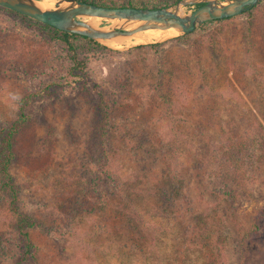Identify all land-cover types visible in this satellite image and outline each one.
<instances>
[{
    "label": "rangeland",
    "instance_id": "obj_1",
    "mask_svg": "<svg viewBox=\"0 0 264 264\" xmlns=\"http://www.w3.org/2000/svg\"><path fill=\"white\" fill-rule=\"evenodd\" d=\"M185 36L100 43L107 49L81 42L87 67L74 70L49 30L0 7V139L29 97L11 173L22 211L38 221L31 237L42 264H264V216L245 240L264 215V151L243 153L260 168L239 197L221 196L206 170L222 157L214 144L232 132L255 137L264 124V2ZM104 111L110 177L106 141L94 137ZM7 217L0 195V264H18Z\"/></svg>",
    "mask_w": 264,
    "mask_h": 264
},
{
    "label": "trees",
    "instance_id": "obj_2",
    "mask_svg": "<svg viewBox=\"0 0 264 264\" xmlns=\"http://www.w3.org/2000/svg\"><path fill=\"white\" fill-rule=\"evenodd\" d=\"M87 3H92L101 6L107 7H135V8H162L167 7L168 5L175 3L179 0H162L160 3H157L154 0H82ZM259 4L258 6L262 5ZM198 5L197 7H200ZM257 6V7H258ZM255 7L253 10L242 14L253 15L255 12ZM5 9V8H3ZM8 10V9H6ZM9 12L17 14L19 17L42 26L43 28L49 30L52 34L54 40L61 41L65 44L69 54L72 56V62L75 64L74 70H86L87 62L85 59L80 58L79 55V44L81 42H88L90 45L98 47L100 49H107L105 46L101 45L99 42H96L90 38L61 31L49 25L43 24L39 21H36L32 18L21 15L12 10ZM241 16V15H240ZM238 17V16H237ZM237 17H232L224 20H216L212 22H207L203 24L207 26L209 24H223L228 21H232ZM256 34L255 32H253ZM258 34V33H257ZM190 35L185 37H180V39H188ZM264 44V39H263ZM154 47V46H150ZM264 47V46H263ZM29 105V97L19 99L17 117L11 123V125L5 129L1 139H0V195L5 197V200L8 202V217L5 222L8 223V229L11 231L13 236H16V239L19 242V245L22 249L21 258L18 264H42L40 259L39 247L36 243L33 242L31 237V231L38 227V221L24 213L20 206V194L17 185L15 184L14 178L11 173V167L13 160L16 157V152L19 147V140L21 136L30 129V117L26 112V108ZM263 119H264V112ZM99 127L94 133V137L98 138L101 141H106L109 132H110V117L109 113L104 111L102 116L98 119ZM225 135V132L223 133ZM226 136V135H225ZM231 137L228 138L227 142L221 141L218 145H213V151L217 154H221L222 157L213 158L210 157L208 160L209 163L206 164V170L211 177L217 178L219 181L213 178V181L217 182L216 189L221 196H224V192L234 191L235 195L230 198H235L237 195L239 197V190L248 189V186H254L258 181V168H255L251 163L245 162L242 158L243 153L250 147L256 145L257 148L254 153L258 151H264V124L259 125V133L255 137L252 135V132H232ZM104 152H105V162H104V171L107 176H111L109 171V149L106 143L104 142ZM255 154L252 155L253 158ZM257 160H264V153L257 157ZM212 165H216L219 168V171H212ZM172 176L175 178L178 176L177 170L172 165ZM225 190V191H224ZM125 191V189H124ZM124 194V193H123ZM118 198H122V195ZM250 195L249 193H246ZM229 198V199H230ZM112 201H110L111 203ZM118 204V203H117ZM115 204V206H118ZM114 205V204H113ZM131 217L129 214H123L121 216ZM258 218L255 222V225L252 229L248 230L246 233L245 240L253 239V236H257L261 229V218ZM125 218V217H124ZM124 218H122L124 220ZM122 219H119L120 222H123ZM8 230V231H9ZM0 239V245H1Z\"/></svg>",
    "mask_w": 264,
    "mask_h": 264
},
{
    "label": "water",
    "instance_id": "obj_3",
    "mask_svg": "<svg viewBox=\"0 0 264 264\" xmlns=\"http://www.w3.org/2000/svg\"><path fill=\"white\" fill-rule=\"evenodd\" d=\"M55 1L54 8H42L38 4L39 0H0V7L61 31L103 43L112 40H137L144 34L142 32L148 30H164L168 35H190L207 22L240 16L264 2V0H179L168 7L135 8L107 7L82 0ZM196 5L201 6L184 14V8ZM91 18H102V22L98 26H93L90 24ZM105 23L109 25L104 26ZM161 40L156 39L148 43L153 44Z\"/></svg>",
    "mask_w": 264,
    "mask_h": 264
},
{
    "label": "bare ground",
    "instance_id": "obj_4",
    "mask_svg": "<svg viewBox=\"0 0 264 264\" xmlns=\"http://www.w3.org/2000/svg\"><path fill=\"white\" fill-rule=\"evenodd\" d=\"M54 1L55 0H39L38 4L42 8H50L52 6V3H54ZM98 19L102 20V18H98ZM101 22L102 21L92 22L90 24H92L93 26H98ZM142 33H144V34L142 35V37L137 39V42L148 43V42H150L152 40H156V39L160 40L163 37H165L166 35H168V33H166V32L164 33V30H148V31H145V32H142ZM175 33H177V32H175ZM107 42H108V44H110L112 46L119 45V44L123 45L122 42L114 41V40L107 41Z\"/></svg>",
    "mask_w": 264,
    "mask_h": 264
}]
</instances>
